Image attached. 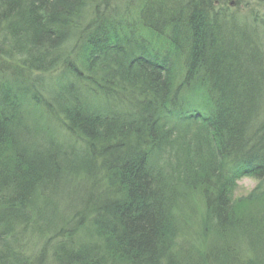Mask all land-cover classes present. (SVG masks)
Returning <instances> with one entry per match:
<instances>
[{
	"label": "trees",
	"instance_id": "16d2710c",
	"mask_svg": "<svg viewBox=\"0 0 264 264\" xmlns=\"http://www.w3.org/2000/svg\"><path fill=\"white\" fill-rule=\"evenodd\" d=\"M229 2L0 0V264H264V0Z\"/></svg>",
	"mask_w": 264,
	"mask_h": 264
},
{
	"label": "rangeland",
	"instance_id": "374dc122",
	"mask_svg": "<svg viewBox=\"0 0 264 264\" xmlns=\"http://www.w3.org/2000/svg\"><path fill=\"white\" fill-rule=\"evenodd\" d=\"M232 1L233 0H230L229 3H230V6L233 7L235 5V3H233ZM236 11L238 14H241V15L242 14L243 15L244 14L249 15V14H252V12L263 13L264 12V5L263 4H261V5L251 4V2H250V4L248 3L246 6L243 5L242 8H239V11L238 10H236ZM252 16H253V14H252ZM261 17H263V15ZM263 19H264V17H263ZM262 41H264V39H262ZM255 184H256V179L254 177H252V176L251 177L250 176L241 177V179L237 180L235 189L233 191L234 197H240L241 195H247L248 193H250L254 189ZM189 234L193 235L192 233H189ZM26 252H30V251H26ZM49 264H52V263L50 262Z\"/></svg>",
	"mask_w": 264,
	"mask_h": 264
}]
</instances>
